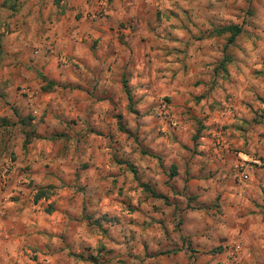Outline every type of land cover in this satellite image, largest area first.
<instances>
[{
    "label": "clouds",
    "instance_id": "1",
    "mask_svg": "<svg viewBox=\"0 0 264 264\" xmlns=\"http://www.w3.org/2000/svg\"><path fill=\"white\" fill-rule=\"evenodd\" d=\"M0 264H264V0H0Z\"/></svg>",
    "mask_w": 264,
    "mask_h": 264
}]
</instances>
